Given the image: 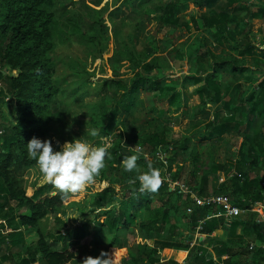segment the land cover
I'll list each match as a JSON object with an SVG mask.
<instances>
[{"label":"trees","instance_id":"16d2710c","mask_svg":"<svg viewBox=\"0 0 264 264\" xmlns=\"http://www.w3.org/2000/svg\"><path fill=\"white\" fill-rule=\"evenodd\" d=\"M135 1L117 0V4L122 7ZM160 3V13L154 15L160 27L172 26L176 31L193 28L196 32L193 41L176 49L183 55L181 64L187 66V74L181 81L165 82L168 74L174 72L172 67L162 66L165 58L158 54L165 48L152 45L137 59L123 39L118 40L120 45L112 46L113 37L104 38L103 33L110 27L101 19L93 21L88 30L80 28L81 37L94 52L91 54H96L94 60L108 52L110 64L125 57L131 60L134 74L127 80L101 77L90 81L85 63H70L72 73L88 74L78 90L100 85L96 100L87 104L88 124L99 131L96 145L101 143L100 137H107L112 143L111 159L106 160L95 184L74 200H62L43 180L29 185L25 181L27 171L36 165L28 156V141L33 137L45 139L53 131L57 140L64 143L69 139L63 133L70 134L71 130L70 122H64V130L61 124L65 111L61 89L66 80L57 77L52 56L56 46L57 0H0V264L74 263L75 246L86 237L97 256L100 250H114L117 264H179L162 260L169 250L188 252L187 264H264V230L255 221L256 213L250 211L264 205V48L260 55L253 54L255 42L264 47V36L260 35V41H256L257 35L248 31L237 39L235 31L229 28L237 21L238 12L244 13L240 23L264 18V6L250 0H160ZM190 6L194 16L189 19L184 12ZM135 25L141 28L143 21L138 20ZM258 32L262 34L261 30ZM211 45L237 54L224 51L215 55ZM248 56L255 57L260 77H255L256 69L252 71L246 65ZM207 60L209 69L205 68ZM12 71L15 73L11 74ZM244 72L248 74L243 76ZM227 74L234 78L230 85L223 80ZM189 87H194L193 94L198 95L203 108L222 101L224 111H230L235 104L239 107V123L232 114L220 118L216 113L205 125L203 139L220 138L234 130L236 124L242 127L236 157H230L231 153L223 164L211 158L207 171L198 178L195 168L201 165L195 162L196 146H186L185 138L183 145L179 138L173 139L165 122L149 130L134 125L142 93L156 94L168 105L167 111L171 108L178 111L186 104L183 92ZM78 90L69 96L81 95ZM5 105L10 118L3 114ZM164 111L157 114L158 118ZM152 112L149 109L148 113ZM69 116L75 123L76 118ZM157 120L152 118V123ZM58 124L60 127H55ZM89 132L84 133L85 138L93 141ZM121 140L128 147L136 145L142 150L144 147L145 153L138 161L141 172L147 170L146 156L155 168L163 169V176L165 172L169 174L171 181L179 180L183 163L191 157L197 167L187 173L189 182L181 181L199 196L225 195L234 206L247 212L232 219L226 227L225 219L212 217L210 208L195 207L192 200L171 191L169 181H164L157 193H141L138 182H128L137 173L125 172L122 165L124 157L134 154L135 148L123 147ZM230 146H234L232 141ZM178 154L182 158L175 167ZM160 155L166 159L165 166ZM218 172L225 175L222 182H218ZM188 208L191 213H187ZM46 216L56 226L55 234H50L42 221ZM207 216L209 219H205ZM201 220L205 240L190 246ZM134 225L141 242L129 247L127 236ZM226 228L224 239L214 236L216 231ZM31 234L34 238L28 240ZM147 240H152V245Z\"/></svg>","mask_w":264,"mask_h":264},{"label":"rangeland","instance_id":"374dc122","mask_svg":"<svg viewBox=\"0 0 264 264\" xmlns=\"http://www.w3.org/2000/svg\"><path fill=\"white\" fill-rule=\"evenodd\" d=\"M251 3H254L259 6H264V0H250ZM144 2L145 6H138V3ZM117 0H57L56 4V19H57V28L55 31V50L53 53V58L56 63V75L59 78H64L66 80L64 86L62 87V98L64 100V114L62 116L63 121V130L65 129L64 122L71 123L70 134L67 132L63 133L67 141H72L74 139H84L87 142L96 144L97 138H94L93 141H88L89 138H85L87 133L91 130L92 126L88 124L89 118L87 117V104L91 101H95L97 93L99 92L100 85H89L87 88H82L78 90V86L82 81L88 77V74L80 75V73H72L70 69L71 62L85 63V70L89 72L90 76L88 77L90 81H95L97 78H109V79H119L127 80L131 78L134 74L133 69L131 68V60L120 58L117 64H110L107 62V57L110 56V52L103 53L102 57L96 58L92 48H88V42L81 37L80 28L84 27L88 30V26L95 21L96 19H101L104 25L110 27L105 33H103L104 38L113 37L112 40L114 43L112 46L120 45L119 39H123L125 46H127L132 52L135 53L136 58H141V55L146 53L147 49H152V45H156L158 49L165 48V50L159 51L158 55H161L165 58L162 61V66H170L173 69V74H168L165 78V82L169 83L171 81H181L184 74H187V66L181 64L183 60V55L181 52L176 51V49H181L185 43L191 42L196 35L194 29L184 30L182 28L164 26L160 27L159 22H155L154 15H159L160 11L158 10L160 0H136L135 2H129V4L119 7ZM66 6V8H65ZM189 18L191 15L194 16L192 7L190 6L185 12ZM107 16V18H105ZM244 13L238 12L237 21L230 24L229 28L234 30L236 33L237 39L243 37L245 33L251 31L257 35L256 41H260V35L264 36V18L253 19L250 23H240L243 19ZM101 17V18H100ZM102 17L105 19L102 20ZM179 19L183 21V17L179 15ZM190 19V18H189ZM138 20L143 21V26L138 28L136 22ZM188 21V19H186ZM190 23V21H189ZM174 29V31H171ZM261 30L262 34L258 31ZM149 32V35H147ZM137 37H136V36ZM206 37L209 36V33H204ZM134 39V43L131 44V40ZM149 36L150 38H147ZM105 42V41H104ZM117 42V43H116ZM259 43L255 42L253 48L254 55H260L261 49L264 47H259ZM212 53L219 54L222 52H229L231 55H236L237 52L225 48V47H216L213 45L210 46ZM246 65L251 68V70L257 71L255 65V57L248 56L246 58ZM205 68L209 69V62L207 60ZM139 70V69H138ZM259 70H261L259 68ZM262 72V71H261ZM14 74L15 71L10 72ZM154 73V71H153ZM92 74L94 77L92 78ZM247 72H244V75H247ZM261 73L257 71L255 77H260ZM84 77V78H83ZM201 77H204L201 74ZM226 84L232 83L234 78L232 75H224L223 78ZM194 87H189L183 95L187 98L186 104L182 105L181 108L176 112L173 108L167 111V104L160 101L159 96L153 93H142L141 94V105L136 109L137 121L134 124L136 127L143 125L147 130L154 129L157 123L165 122L169 128V134L173 139L179 138V143L184 144L188 147L196 146L197 147V158L195 162L201 167L194 166L193 160L190 157L186 163H183V173L179 180L189 182L188 172L194 167L197 171L195 178H198L203 172L207 171V166L211 158L215 163L223 164L226 161V158L233 153L230 157H236L237 147L240 142V136L242 127L240 124H236V128L227 134L222 135L220 138L214 137L211 140L203 139L202 134L205 132V125L208 121L214 117L216 113H219V117L226 118L230 114L236 117V122L239 123L240 111L237 104H235L230 111H224L223 101L216 104L210 105L207 104L203 108L200 102L198 95L193 94ZM78 90L81 95L76 94L75 97L71 98L69 93ZM149 109H153L152 113H148ZM164 113L161 118H158V113ZM3 114L5 117L10 118V111L8 106L5 105L2 108ZM70 115L72 118H76L75 123L70 120ZM157 118L156 122L152 123V118ZM79 122L84 125L81 126ZM55 127H60L56 125ZM67 135V136H66ZM40 140H51L54 149H58L57 145V136L55 132H50L45 139ZM230 141L234 143V146H230ZM257 141H259L257 139ZM112 143L110 140L108 141ZM62 145L63 143H60ZM121 145V144H120ZM135 154V151L133 152ZM144 147L142 154H144ZM141 154V156H142ZM182 154L176 156L175 167L178 165L179 160L182 158ZM204 168V169H203ZM162 174L163 169L160 168ZM232 172H230L231 175ZM225 175H222L221 172L216 174V177L219 181H222ZM42 177L39 173V170L36 165H34L30 170L27 171L25 175L26 184H33L38 181H41ZM55 191L54 189H52ZM260 209V208H258ZM47 220V221H46ZM47 226L50 234H55L56 226H53L52 221L46 216L42 220ZM49 224H48V223ZM230 221H226L227 225ZM78 223V222H77ZM76 223V224H77ZM75 224V225H76ZM181 227V225H179ZM65 229L61 233H64ZM183 233H186L184 231ZM29 236L28 240H32L34 235ZM214 236H218L220 239H224L227 236V228L218 230L214 233ZM129 247H135L136 244L140 243V240L136 238V225L131 227L130 234L127 236ZM90 244V238L86 237L80 241L75 246V262L70 264H82V261L87 256L96 257V252L92 251ZM103 250H100V253ZM110 254L114 250H108ZM99 253V254H100ZM182 257L184 255L183 251H178ZM99 256V255H98ZM162 260H174L179 262L180 257L176 255H169L167 257H161ZM115 264L116 260H115Z\"/></svg>","mask_w":264,"mask_h":264},{"label":"clouds","instance_id":"9594fccd","mask_svg":"<svg viewBox=\"0 0 264 264\" xmlns=\"http://www.w3.org/2000/svg\"><path fill=\"white\" fill-rule=\"evenodd\" d=\"M89 135L99 137V131L91 129ZM99 145L74 139L65 141L62 145L57 141L59 150L54 149L51 140H40L33 137L26 144L29 158L33 159L44 183L49 184L62 200H74L94 185L97 177L106 167V160L111 159L107 137H100ZM121 145L129 150L135 148V154L125 156L122 165L125 172L137 173L128 182L139 183L141 193H157L164 183V176L159 168L147 162V170L141 172L138 161L141 158L142 149L139 146L128 147L125 141ZM82 264H115L114 253L101 251L99 256H87Z\"/></svg>","mask_w":264,"mask_h":264},{"label":"built area","instance_id":"2783aa9c","mask_svg":"<svg viewBox=\"0 0 264 264\" xmlns=\"http://www.w3.org/2000/svg\"><path fill=\"white\" fill-rule=\"evenodd\" d=\"M111 139H108V141ZM107 141V142H108ZM109 143V142H108ZM160 160L162 161L163 165L167 164L166 159L160 155ZM164 181H169L171 183V191H175L178 195L187 197L188 199L192 200V204L195 207L199 208H210L213 210L212 217H223L225 221H231L235 217L246 213L244 210L234 206L228 199L227 196L221 194H209L207 196H199L196 192L185 182L181 180H174L171 181L169 179V174L165 172L164 174ZM191 208L187 209V213H191ZM251 212L256 213L255 221L259 223L263 230H264V205H261L260 209H252ZM210 216H207L205 219H209ZM204 220L198 222L195 230V240L190 243V246L197 244L204 235L201 233L202 225ZM179 264H187L185 260L181 261Z\"/></svg>","mask_w":264,"mask_h":264},{"label":"crops","instance_id":"0c3cea01","mask_svg":"<svg viewBox=\"0 0 264 264\" xmlns=\"http://www.w3.org/2000/svg\"><path fill=\"white\" fill-rule=\"evenodd\" d=\"M223 175V174H222ZM223 178L225 179V177L223 176ZM223 179V180H224ZM222 180V181H223ZM222 181H219V182H222ZM229 225H227V223H226V227H228ZM194 237V236H193ZM136 238H137V236H136ZM137 239H139V238H137ZM140 240V239H139ZM193 240H195V237L193 238ZM205 240V236L204 237H202L201 239H200V241L199 242H202V241H204ZM140 242H141V240H140ZM147 243H148V245H152V240H147L146 241ZM178 251H174V250H169V251H167L166 252V256L165 257H167V256H169L170 254L171 255H176L177 256V254H178V257H180L181 258V260L178 262V263H180L181 261H183V260H187V256H188V252H184V255H183V257L179 254V253H177Z\"/></svg>","mask_w":264,"mask_h":264}]
</instances>
